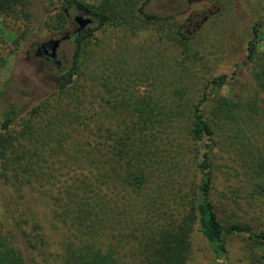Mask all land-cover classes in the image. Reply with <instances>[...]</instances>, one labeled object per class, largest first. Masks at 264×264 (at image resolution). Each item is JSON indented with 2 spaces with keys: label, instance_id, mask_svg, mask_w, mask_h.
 Here are the masks:
<instances>
[{
  "label": "trees",
  "instance_id": "trees-1",
  "mask_svg": "<svg viewBox=\"0 0 264 264\" xmlns=\"http://www.w3.org/2000/svg\"><path fill=\"white\" fill-rule=\"evenodd\" d=\"M149 2L102 0L97 5L66 0L65 10L73 7L88 10L97 26L78 39L73 65L57 92L21 118L16 110H11L1 124L0 184L7 195L11 191L21 199L38 195L50 202L53 219L64 232L59 243V264H122L120 246L110 239L114 236L113 225L115 221L123 225L133 217L143 216L148 207L138 198L150 180L152 149L146 132L154 127L149 123L154 125L151 119L156 116V103L146 100L136 103L144 107L137 115L139 119L143 114L144 121L135 123L133 128L117 131L107 128L106 123L112 116L107 109L114 108L119 100L136 99L139 93L136 87L123 82L124 76L115 65V82L119 86L114 87L113 82L109 92L102 95L98 77L103 73L96 62L91 63L95 60V51L90 44L95 32L111 26H123L136 34L143 29L141 23H151L160 27L162 39L184 46L186 57H190L194 38L188 35L187 25L176 24L175 16L147 13ZM29 5L27 0H0V15L27 21ZM69 18L66 12H60L50 27L63 29L68 26ZM254 34L248 43L245 61L237 65L239 70L231 76L213 78L207 83V89L211 85L224 87L229 78H240L242 66H253L264 89V56L258 52L257 25ZM209 100L206 91L189 111L173 122L174 128L187 123L199 144L198 181L196 185L193 182V195L177 221L166 219L156 224L155 220L140 218L139 238L143 243L140 257L144 264H189L196 228L219 257L228 254L227 239L232 236H247L255 243H264V231L259 232L253 224L228 212L229 207L241 206L235 197L238 190L246 197L249 207H256L252 200L260 199L261 191L264 192V167L257 171L256 166L246 179L252 188L249 192L241 190L245 184L236 182L227 170L217 168L212 155L216 135L226 132L232 121L250 120V113L242 108V101L227 96L217 94L211 108H206ZM222 171L224 175L219 174ZM222 177L230 195L218 184ZM6 204L8 214L0 220V264H29L23 245L31 254L44 253L51 249L49 237L36 210L28 206L20 211L10 198Z\"/></svg>",
  "mask_w": 264,
  "mask_h": 264
},
{
  "label": "rangeland",
  "instance_id": "rangeland-1",
  "mask_svg": "<svg viewBox=\"0 0 264 264\" xmlns=\"http://www.w3.org/2000/svg\"><path fill=\"white\" fill-rule=\"evenodd\" d=\"M27 1L30 4L27 21L0 15V127L11 110H16L21 118L57 92L62 84L61 74L69 72L73 65V41L61 43L58 50L59 69L54 65L39 64L33 52L37 44L60 39L74 31V18L78 14L76 7L69 11L68 26L55 30L50 26L58 18V13L65 12L63 5L66 0ZM79 1L97 5L102 2ZM146 11L161 17L175 16L176 24L187 25L188 35L194 38L190 57H186L184 46L162 39L158 30L160 27L151 23H141L143 29L136 34L123 26H111L95 32L90 44L95 51V60L91 63L96 62L103 73L98 77L100 93H108L113 82L114 87L119 86L115 82V65L119 66L124 76L123 82L136 87L139 93L131 101L122 99L116 105L113 101L114 108L107 109L112 115L106 123L107 128L111 131L133 128L135 123L144 121L141 119L143 114L139 119L137 117L144 107L136 103L144 100L156 103V116L151 119L154 125L149 123L154 127L146 132L152 149L148 168L150 180L138 198L148 207L143 216L133 217L127 224L115 221L114 236H110L120 246L122 264H144L140 257L143 250L139 238L140 218L155 220L156 224L164 223L166 219L177 221L186 209L187 200L193 195L192 184L195 182L196 185L198 181L199 144L193 139L187 123L184 127L179 124V128H174L173 122L189 111L190 106L206 91L210 97L206 108H211L219 94L242 101V108L251 116L250 120L241 118L232 121L226 132L216 135L212 155L217 168L220 166L222 170H227L236 182L245 184L241 190L250 192L252 188L245 182L246 179L251 177L256 166L257 171L264 167V89L253 66H242L241 77L236 80L229 78L224 87L211 85L206 88L213 78L231 76L239 70L237 65L246 59L248 43L255 36L256 25L258 33L260 30L258 52L264 56V0H150ZM96 26L95 22L89 32ZM219 174L224 175V172ZM219 179V186L230 195L225 178ZM242 195L238 190L235 197L240 200L241 206L235 205V209L229 207V214L253 224L259 232L264 231V192L261 191L260 199L252 200L255 208L249 207ZM7 198L20 211L28 206L36 210L37 218L50 238L51 249L44 253L37 251L31 254L23 245L29 264H59V243L64 232L53 219L50 202L38 195L24 199L12 191L7 195L0 184L1 221L8 214V205L5 206ZM227 243L228 254L219 257L196 228L192 235L189 264H221L223 261L230 264H264V259H261L264 257V243H255L247 236L229 237Z\"/></svg>",
  "mask_w": 264,
  "mask_h": 264
},
{
  "label": "flooded vegetation",
  "instance_id": "flooded-vegetation-1",
  "mask_svg": "<svg viewBox=\"0 0 264 264\" xmlns=\"http://www.w3.org/2000/svg\"><path fill=\"white\" fill-rule=\"evenodd\" d=\"M71 9V8H70ZM70 9H66L67 10V15L69 16L70 13ZM77 9V16L75 18H77L79 21H84L86 20L87 18H92L93 19V24L95 23V18L87 12L85 9L81 8V7H76ZM75 18H74V31L73 32H70V33H67L65 35H69V41H73L75 43V47H76V43L78 42V39L84 34V33H88L90 31V28L93 26L92 25H89L87 28L83 29V30H80L79 29V25H77L75 23ZM53 40V39H51ZM50 41V40H49ZM47 41V42H49ZM47 42H42L40 44H37L35 49H34V56L35 58L40 62L39 64H49V65H54L56 67V69H59L61 67V61L58 60V51H57V56L56 58H52L51 56V46L47 48V50H45L44 48H42V45L47 43ZM61 46V45H60ZM60 48V47H59ZM59 50V49H58ZM67 73L68 72H65L63 74H61V78L60 80L63 81L65 79V77L67 76Z\"/></svg>",
  "mask_w": 264,
  "mask_h": 264
},
{
  "label": "water",
  "instance_id": "water-1",
  "mask_svg": "<svg viewBox=\"0 0 264 264\" xmlns=\"http://www.w3.org/2000/svg\"><path fill=\"white\" fill-rule=\"evenodd\" d=\"M65 12L67 13V10H65ZM87 14L89 13L88 10H86ZM75 23L77 25H79V29L80 30H83L85 28H87L89 25H92L93 24V19L92 18H87L86 20L84 21H79L77 18H75ZM69 35H64L62 36L60 39H53V40H50L49 42L45 43L42 45V48H44L45 50H47L48 47L51 46V56L52 58H56L57 56V51L61 45V43L63 41H67L69 39Z\"/></svg>",
  "mask_w": 264,
  "mask_h": 264
}]
</instances>
